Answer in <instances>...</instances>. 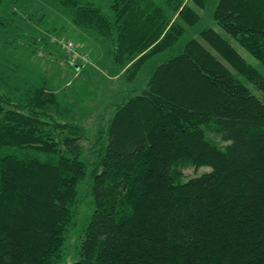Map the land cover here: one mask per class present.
Segmentation results:
<instances>
[{
  "label": "trees",
  "instance_id": "16d2710c",
  "mask_svg": "<svg viewBox=\"0 0 264 264\" xmlns=\"http://www.w3.org/2000/svg\"><path fill=\"white\" fill-rule=\"evenodd\" d=\"M41 1L108 43L131 84L208 3ZM213 19L264 67V0H219ZM200 37L211 50L191 39L116 107L97 160H83L86 129L53 90L0 92V264H62L91 165L94 210L74 264H264V104L242 81L264 94V73L213 28ZM182 160L213 170L182 182Z\"/></svg>",
  "mask_w": 264,
  "mask_h": 264
},
{
  "label": "rangeland",
  "instance_id": "374dc122",
  "mask_svg": "<svg viewBox=\"0 0 264 264\" xmlns=\"http://www.w3.org/2000/svg\"><path fill=\"white\" fill-rule=\"evenodd\" d=\"M218 1L208 0L205 9H197L202 17L200 24L194 28L185 27L186 33L178 44L169 52L147 63L136 83L131 84L126 80L122 69L115 68L110 54L111 46L97 39L93 33L76 28L69 16L60 9L41 0H0V92L16 101L31 86L45 85L53 90L63 106L69 107V121L76 122L86 129L87 139L81 141L84 149L83 160H97V154L92 155L91 152L98 133L114 116L116 107L146 85L155 65L178 55L191 39L200 41L211 50L200 37L202 30L213 28L221 33L248 62L264 73V67L214 21L213 12ZM158 2L165 10H169L161 0ZM44 35L49 38L48 41L35 40ZM62 41L73 43L75 54L81 55L82 59H75L74 53L59 44ZM71 62L81 63L87 72H73L70 68ZM221 62L237 75L228 63L222 59ZM242 81L264 104V94L244 79ZM6 152L14 151L8 149ZM92 169V165L89 166L87 178L79 186L82 205L76 225L66 243L62 264H74L79 260L78 249L83 230L94 210L88 196ZM175 169L181 171L182 182L213 170L211 167L196 169L184 160L178 162Z\"/></svg>",
  "mask_w": 264,
  "mask_h": 264
},
{
  "label": "built area",
  "instance_id": "2783aa9c",
  "mask_svg": "<svg viewBox=\"0 0 264 264\" xmlns=\"http://www.w3.org/2000/svg\"><path fill=\"white\" fill-rule=\"evenodd\" d=\"M60 45H62V47H64V48H66V49H68L69 51H71L72 53H74L75 54V50H74V44L73 43H68L67 41H62V42H60L59 43ZM74 58L75 59H77V58H81V55H79V54H75L74 55ZM82 59V58H81ZM73 63V62H72ZM73 64H75V63H73Z\"/></svg>",
  "mask_w": 264,
  "mask_h": 264
},
{
  "label": "water",
  "instance_id": "95a60500",
  "mask_svg": "<svg viewBox=\"0 0 264 264\" xmlns=\"http://www.w3.org/2000/svg\"><path fill=\"white\" fill-rule=\"evenodd\" d=\"M75 66H76V65H75ZM77 68H79V69H80V67H78V66H77Z\"/></svg>",
  "mask_w": 264,
  "mask_h": 264
}]
</instances>
